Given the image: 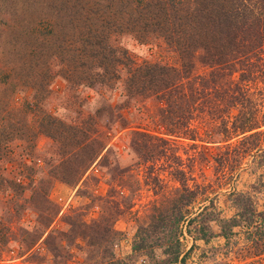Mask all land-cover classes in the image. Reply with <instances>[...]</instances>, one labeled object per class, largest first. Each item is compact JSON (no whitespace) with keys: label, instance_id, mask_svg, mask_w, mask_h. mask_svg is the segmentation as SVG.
<instances>
[{"label":"rangeland","instance_id":"rangeland-1","mask_svg":"<svg viewBox=\"0 0 264 264\" xmlns=\"http://www.w3.org/2000/svg\"><path fill=\"white\" fill-rule=\"evenodd\" d=\"M180 1L194 5L192 0ZM146 38L122 32L112 37V43L135 66L156 63L175 68L182 77L178 84L183 83L181 89L189 96H129L123 67L122 79L112 87L71 83L54 75L42 99L18 85L5 98L9 102H0L6 103L7 116L17 120L21 132L41 113L65 122L85 121L106 144L73 184L61 180L69 177L57 167L61 161L57 142L39 135L34 142L9 143V151L0 157V264H264V248L252 247L255 238L250 237L257 221L233 226L227 239L220 227L221 218L238 212L234 202L238 193L254 211L264 210V125L256 128L261 132L256 141L248 140L254 141L250 149L236 151L241 135L224 141L220 128L237 117L239 103L227 96L217 99L211 81L214 68L201 62V50L183 57L160 35ZM238 68L229 80L238 81L245 67ZM2 69L0 97L4 78L10 80L8 70ZM53 69L56 72L58 66ZM255 69L259 75L240 83H245L252 102H246L247 107L254 108L259 120L264 115V71ZM196 89L201 90L197 99L192 93ZM166 113L174 121L182 116V124L171 135L169 117L161 118ZM139 131L155 138L136 135ZM225 152L229 159L224 163ZM179 178L196 191L182 207L185 217L177 225L156 221L158 227H151L156 216H164L180 195L188 194L180 190ZM31 180L29 188L47 190L49 202L41 192L32 195L23 188ZM175 241L178 258H166L164 248ZM134 243L147 248L133 251Z\"/></svg>","mask_w":264,"mask_h":264},{"label":"trees","instance_id":"trees-1","mask_svg":"<svg viewBox=\"0 0 264 264\" xmlns=\"http://www.w3.org/2000/svg\"><path fill=\"white\" fill-rule=\"evenodd\" d=\"M192 1L193 6L181 5L180 0H0V68L8 70L10 77L9 82L4 78L0 102L7 101L5 98L11 97L18 85L30 88L35 99H42L54 75L71 83L112 87L122 79L123 67L126 70L123 85L129 96L157 93L164 96L175 93V98L179 99L189 96L181 89L183 83L178 84L182 77L175 74V68L156 63L135 66L125 51L112 43V37L122 32H133L141 40L156 33L183 57L201 50V62L214 68L211 81L216 85L217 99L227 96L240 106L237 117L230 125L228 121L223 123L220 133L224 141L241 135L238 143L241 146L236 151L250 149L261 134L256 128L264 125V115L258 120L254 108L247 107L246 102H252L243 88L245 83L240 82L251 81L254 73L259 75V70L253 71L256 67L261 73L264 71V0ZM240 65L245 69L238 73V81L229 80ZM199 91L192 92L196 95L192 97L197 99ZM6 113L5 103L0 105V157L2 152L9 151L10 142L30 143L43 135L61 148L57 167L68 175V180L61 179L65 183L76 184L106 146L98 139L95 128L85 126V121L65 122L37 113L32 126L28 123L26 132H21L17 120ZM166 117H169L167 113L162 114V121ZM180 118L176 121L168 118L169 135L174 127L182 124ZM136 135L153 137L141 131ZM249 139L254 141L249 142ZM227 155V152L222 154L224 163L229 159ZM177 172L182 176L181 170ZM184 182V179L180 182V190L188 194L180 195L172 206L163 210L164 216H160L159 211L156 220L150 222L151 227H158L156 221L177 225L185 217L182 207L191 202L196 191L190 190ZM32 184L33 180L23 188L28 189ZM29 189L32 195L41 192L49 202L47 190L39 191L34 186ZM243 198L244 195L238 193L234 199L238 207L235 216L220 219L222 235L227 239L233 226L241 222L249 226L257 221L255 232L250 231V237L255 238L252 247L264 248V210L254 211L251 204L243 203ZM56 214L55 209L51 215ZM175 242L164 248L166 258H178L180 247ZM145 247L134 243L132 250Z\"/></svg>","mask_w":264,"mask_h":264}]
</instances>
